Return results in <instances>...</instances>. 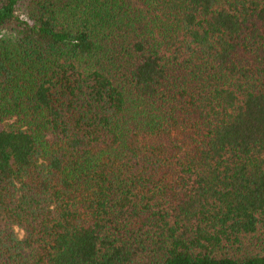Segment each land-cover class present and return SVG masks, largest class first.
I'll return each instance as SVG.
<instances>
[{
  "label": "trees",
  "instance_id": "trees-1",
  "mask_svg": "<svg viewBox=\"0 0 264 264\" xmlns=\"http://www.w3.org/2000/svg\"><path fill=\"white\" fill-rule=\"evenodd\" d=\"M0 264H264V0H0Z\"/></svg>",
  "mask_w": 264,
  "mask_h": 264
},
{
  "label": "rangeland",
  "instance_id": "rangeland-1",
  "mask_svg": "<svg viewBox=\"0 0 264 264\" xmlns=\"http://www.w3.org/2000/svg\"><path fill=\"white\" fill-rule=\"evenodd\" d=\"M3 126V124L0 123V128Z\"/></svg>",
  "mask_w": 264,
  "mask_h": 264
}]
</instances>
